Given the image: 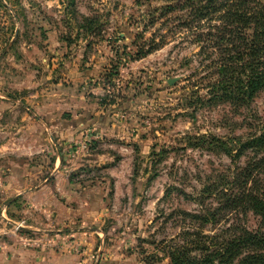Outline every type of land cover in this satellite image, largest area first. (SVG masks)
I'll list each match as a JSON object with an SVG mask.
<instances>
[{
  "label": "rangeland",
  "instance_id": "374dc122",
  "mask_svg": "<svg viewBox=\"0 0 264 264\" xmlns=\"http://www.w3.org/2000/svg\"><path fill=\"white\" fill-rule=\"evenodd\" d=\"M164 1L0 0L6 264L30 263L29 250L61 263L88 250L84 264H169L181 211L201 210L191 196L234 167L224 153L190 142L246 138L264 120V92L252 118L197 103L214 51L207 44L200 53L198 30L182 18H161ZM153 35L164 41L148 52ZM242 220L258 227L252 214ZM221 222L206 232L238 220Z\"/></svg>",
  "mask_w": 264,
  "mask_h": 264
},
{
  "label": "trees",
  "instance_id": "16d2710c",
  "mask_svg": "<svg viewBox=\"0 0 264 264\" xmlns=\"http://www.w3.org/2000/svg\"><path fill=\"white\" fill-rule=\"evenodd\" d=\"M158 10L161 18L175 15L179 21L182 18V27L198 30V43H204L201 54L208 50L207 44L214 51L209 56L211 70L202 78L206 92L194 93L197 103L226 104L234 113L252 118V104L264 92V0H165ZM153 14H149V27L155 25ZM154 38L148 52L164 41L157 44ZM259 121L246 138L213 136L190 142L224 153L234 167L209 177L198 195L191 196L201 210L181 211L184 226L166 246L169 264H264V120ZM250 214L258 218L253 230L242 220ZM226 215L238 222L213 234L206 232Z\"/></svg>",
  "mask_w": 264,
  "mask_h": 264
},
{
  "label": "crops",
  "instance_id": "0c3cea01",
  "mask_svg": "<svg viewBox=\"0 0 264 264\" xmlns=\"http://www.w3.org/2000/svg\"><path fill=\"white\" fill-rule=\"evenodd\" d=\"M72 236H74V235H72ZM77 237H79V236H77ZM80 239L86 240L88 238L85 235V236L81 237ZM0 247H2V246H0ZM4 249H6V248H4ZM36 252H34V250H29L28 253L30 254L29 255L30 256V263H28V264H84L86 261L85 256H87L88 250H87V252H85L81 255H73V254L68 255L67 257H64L62 263L60 262L61 258L58 255H54L53 257H49L46 252H44V253H41V252L36 253ZM21 253L23 255H25L26 252L23 250V251H21ZM23 259H25V258H23ZM0 264H6V260L4 258V252L2 250L0 251Z\"/></svg>",
  "mask_w": 264,
  "mask_h": 264
},
{
  "label": "water",
  "instance_id": "95a60500",
  "mask_svg": "<svg viewBox=\"0 0 264 264\" xmlns=\"http://www.w3.org/2000/svg\"><path fill=\"white\" fill-rule=\"evenodd\" d=\"M169 84H174V80H170L169 81Z\"/></svg>",
  "mask_w": 264,
  "mask_h": 264
}]
</instances>
